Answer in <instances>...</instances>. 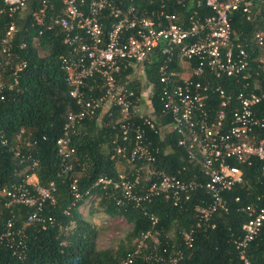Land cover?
Returning <instances> with one entry per match:
<instances>
[{
  "label": "built area",
  "instance_id": "1",
  "mask_svg": "<svg viewBox=\"0 0 264 264\" xmlns=\"http://www.w3.org/2000/svg\"><path fill=\"white\" fill-rule=\"evenodd\" d=\"M48 1L41 0L44 8ZM58 3L59 12L48 21L45 10L34 14V21L43 22L48 31L56 28L66 48L59 64L77 109L67 114L63 135L55 143L63 172L71 169L69 161L75 155L70 135L86 120L107 119L105 126L113 130L112 158L141 165L130 176L100 178L94 186L112 188L117 206L131 204L142 210L157 197L180 206L204 188L208 200L194 205L195 222L182 232L184 246L191 248L196 232L214 228V214L226 208L222 194L243 183L238 165L258 162L264 182V117L256 111L264 103V0H148L145 6L135 0ZM28 4L29 0H0V20L8 21L0 37V101L12 86L6 80L12 78L17 84L18 71L25 67V62L13 65L12 48L19 30L15 18ZM237 15L252 24L239 33L242 37L232 25ZM154 60L158 61L160 116L170 119L169 133L178 137L177 145L184 148L188 161L198 166L202 181L181 179L155 167L157 150L146 142V130L161 138L166 126H157L153 84L146 76V67ZM127 71L126 81L121 82ZM133 76L140 83V96L128 86ZM135 117L142 122L135 124ZM1 142L5 145L7 140ZM14 154L19 157L18 150ZM77 180L70 184L75 201L80 199ZM56 188L55 181L41 186L35 172L0 188V222L1 210L11 211L17 205L32 210L22 226L7 220L0 227V243L18 257L25 249L24 227L41 220L46 202H55ZM241 211L248 220L234 244L242 264H251L248 251L264 228V205L249 204ZM156 221L152 217L153 225ZM131 261L129 255L124 264Z\"/></svg>",
  "mask_w": 264,
  "mask_h": 264
},
{
  "label": "trees",
  "instance_id": "2",
  "mask_svg": "<svg viewBox=\"0 0 264 264\" xmlns=\"http://www.w3.org/2000/svg\"><path fill=\"white\" fill-rule=\"evenodd\" d=\"M147 1L135 0L139 6H145ZM42 10L46 13L44 21H48L52 14L59 12L60 4L58 0H49L44 8L41 0H29L25 12L15 18L19 30L13 40V65L25 62V67L18 71L17 84L12 78L6 80L12 86L6 88L4 100L0 101V188L18 184L27 174L35 172L43 187L55 181V202H46L40 213L41 220L24 227L26 239L21 257L0 243V264H124L129 255L132 261L128 264H242L234 244L242 235V225L248 220L241 207L264 205V182L260 179L258 162L251 166L238 165L244 173L243 183L222 194L226 208L214 214V228L196 232L191 248L184 246L182 232L195 222L194 205L208 200L204 188H198L191 200L180 206L157 197L142 210L131 204L119 207L114 200L117 193L112 188L94 186L100 178L116 179L119 174L112 158L113 130L104 124L107 119L103 122L86 120L83 127L70 135L75 155L69 161L71 169L63 172L55 143L63 135L67 114L75 111L77 106L69 96V87L59 64V56L66 53L61 34L56 28L45 30L43 22L34 21V14ZM232 25L238 35L252 28V24L244 22L240 15L235 17ZM7 26V19L2 18L0 37ZM40 30H43L42 35H39ZM23 43L25 47L21 48ZM39 49L46 50L47 54L41 56ZM254 53L252 57L256 56ZM157 65L158 61L154 60L147 66L146 76L153 84L151 103L159 116L157 126H167L170 119L160 116ZM129 72L122 73L121 82L126 81ZM128 86L135 96H140V83L132 81ZM92 90L95 91V87ZM256 111L264 117V103L258 105ZM134 122L137 124L142 120L135 117ZM21 131L22 136L17 139ZM177 138L174 133H166L160 138L147 128L145 140L157 150L155 167L181 179L196 177L202 181L198 166L188 161L184 148L177 145ZM3 139L7 140L5 145L1 142ZM28 141L36 143L27 145ZM15 150L19 157L15 156ZM33 162L37 163L35 167ZM140 165L137 162L131 169L129 167L125 175H132ZM73 178L78 179L80 192V199L76 201L70 189ZM236 197L240 200L235 201ZM94 198H98L97 204L103 214L130 222L132 229L128 242L139 240L144 242V247L137 249V244L121 243L116 250H98L95 227L79 211L85 201ZM31 211L18 205L11 211L1 210L0 227L7 220L14 226H22ZM152 217L157 219L154 225ZM148 233L151 236L144 239ZM248 254L251 264H264V228L250 244Z\"/></svg>",
  "mask_w": 264,
  "mask_h": 264
},
{
  "label": "rangeland",
  "instance_id": "3",
  "mask_svg": "<svg viewBox=\"0 0 264 264\" xmlns=\"http://www.w3.org/2000/svg\"><path fill=\"white\" fill-rule=\"evenodd\" d=\"M40 55L44 56L47 54L46 50H40ZM137 82L135 76L129 79V82ZM143 82V81H142ZM141 105H143L141 100ZM141 108V106H140ZM126 163V161H125ZM129 168L132 164L126 163ZM76 175L80 176V173ZM98 198H94L90 202L85 201V203L79 207L80 213L85 217V219L90 222L96 230V248L98 250L111 249L116 250L118 246L123 243L126 245H136L137 249L144 247V242L139 240L128 242V237L132 229V224L125 220L124 218L119 217H108L102 213L98 206ZM173 233L170 234L173 237Z\"/></svg>",
  "mask_w": 264,
  "mask_h": 264
},
{
  "label": "crops",
  "instance_id": "4",
  "mask_svg": "<svg viewBox=\"0 0 264 264\" xmlns=\"http://www.w3.org/2000/svg\"><path fill=\"white\" fill-rule=\"evenodd\" d=\"M97 122H100V121H97ZM164 133L166 134V133H169V127L168 126H166L165 128H164ZM164 134V135H165ZM163 135V136H164ZM127 163V162H126ZM126 163H125V161L124 160H119V159H115V166H116V169H117V172L119 173V174H125L126 173V171H127V165H126ZM132 168V165L130 166V169ZM129 169V170H130Z\"/></svg>",
  "mask_w": 264,
  "mask_h": 264
}]
</instances>
